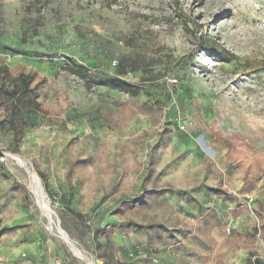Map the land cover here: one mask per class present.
Masks as SVG:
<instances>
[{"label": "rangeland", "instance_id": "obj_1", "mask_svg": "<svg viewBox=\"0 0 264 264\" xmlns=\"http://www.w3.org/2000/svg\"><path fill=\"white\" fill-rule=\"evenodd\" d=\"M0 66L40 106L0 97V264H264V0H0Z\"/></svg>", "mask_w": 264, "mask_h": 264}, {"label": "trees", "instance_id": "obj_2", "mask_svg": "<svg viewBox=\"0 0 264 264\" xmlns=\"http://www.w3.org/2000/svg\"><path fill=\"white\" fill-rule=\"evenodd\" d=\"M223 60L228 61L227 58ZM124 67L125 66L121 62L117 68L118 76L105 81H99L98 85H107L113 89L128 94L131 97H135L138 94V87L119 77L125 74ZM61 69V72L63 73L81 78L88 90L92 88L93 84H95V81H93L88 75L87 69L81 65L68 63ZM0 75L2 80L0 83V97L3 96V100L7 105L6 109L10 116V123H13L12 117L22 110H40V106L35 102L34 89L32 87L33 76L31 74L20 73L17 78H13L11 70L7 66H0ZM18 93L21 95L19 96ZM29 94H31L32 97H29ZM255 163V167H257L258 170L259 168H262L259 160H255ZM260 173H256V177H259ZM246 264H251L250 260ZM253 264L261 263L258 259H254Z\"/></svg>", "mask_w": 264, "mask_h": 264}, {"label": "bare ground", "instance_id": "obj_3", "mask_svg": "<svg viewBox=\"0 0 264 264\" xmlns=\"http://www.w3.org/2000/svg\"><path fill=\"white\" fill-rule=\"evenodd\" d=\"M14 159L18 163V165L26 173L27 183H28L31 191L33 192L34 196L36 197V199H37V201H38V203H39V205L41 207V210L45 211L48 214L46 217L50 220V216H54V213L49 209V207L47 206V204L45 202V196H44V193H43V191L41 189L40 181H39L36 173L34 171H32V169L30 168L28 162H26L24 159H22V158H20L18 156H14ZM57 226L59 227V224H57ZM59 229H60V227H59ZM48 230L51 233H54L52 228L48 227ZM61 238L69 246V248L72 249V251L76 252V254H78V255H81L76 250L74 244L66 236H64V237L62 236Z\"/></svg>", "mask_w": 264, "mask_h": 264}, {"label": "crops", "instance_id": "obj_4", "mask_svg": "<svg viewBox=\"0 0 264 264\" xmlns=\"http://www.w3.org/2000/svg\"><path fill=\"white\" fill-rule=\"evenodd\" d=\"M229 206H227V208H228ZM226 208V212L230 209V208H228L227 209ZM225 212V213H226ZM250 214L249 215H247V217H245V218H238V219H236L235 221H233L232 222V224H230L231 226L229 227V229L227 230V232L229 233L230 232V230L232 231V232H238V231H241V228H242V226H243V224L246 222V221H248V224H251V221H250ZM62 240V239H61ZM63 241V240H62ZM64 242V241H63ZM65 243V242H64ZM66 244V243H65ZM66 246L67 247H69L67 244H66ZM70 250H72L71 248H70ZM77 250V249H76ZM72 252H74V251H72ZM74 254L75 255H77L78 256V258H80L85 264H93L89 259H87L86 257H84L81 253V255H78V254H76V252H74ZM248 260L249 259H247V257H246V255H244L243 254V252H241V253H238V254H236V255H234V256H230L228 259H227V264H246L247 262H248ZM88 261V262H87ZM247 261V262H246Z\"/></svg>", "mask_w": 264, "mask_h": 264}, {"label": "built area", "instance_id": "obj_5", "mask_svg": "<svg viewBox=\"0 0 264 264\" xmlns=\"http://www.w3.org/2000/svg\"><path fill=\"white\" fill-rule=\"evenodd\" d=\"M246 200L250 203L252 202V197L246 196Z\"/></svg>", "mask_w": 264, "mask_h": 264}, {"label": "water", "instance_id": "obj_6", "mask_svg": "<svg viewBox=\"0 0 264 264\" xmlns=\"http://www.w3.org/2000/svg\"><path fill=\"white\" fill-rule=\"evenodd\" d=\"M45 194H46V192H45ZM47 195V194H46ZM49 199V198H48Z\"/></svg>", "mask_w": 264, "mask_h": 264}]
</instances>
